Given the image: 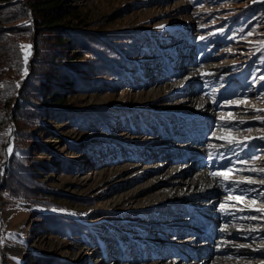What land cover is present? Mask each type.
<instances>
[{
    "label": "rangeland",
    "instance_id": "rangeland-1",
    "mask_svg": "<svg viewBox=\"0 0 264 264\" xmlns=\"http://www.w3.org/2000/svg\"><path fill=\"white\" fill-rule=\"evenodd\" d=\"M29 3L0 1V264H264V0Z\"/></svg>",
    "mask_w": 264,
    "mask_h": 264
},
{
    "label": "trees",
    "instance_id": "trees-1",
    "mask_svg": "<svg viewBox=\"0 0 264 264\" xmlns=\"http://www.w3.org/2000/svg\"><path fill=\"white\" fill-rule=\"evenodd\" d=\"M1 3H6V2H10V0H0ZM29 5L31 6V9L34 10L35 12H37V15L39 16V18L41 20H43V26L44 25H50L53 24L56 20H62V18L69 20L68 18L70 17V14H73L71 12H68L67 10H64V8H66L63 3L65 2V0H28ZM255 7H252V9H254ZM3 7L0 6V15L3 12ZM252 9H248L246 12L241 13L240 17L237 19L236 23H243L245 25L249 24L250 20H248V18L250 17L249 15L251 14V10ZM2 24V20L0 19V26ZM62 41V40H60ZM114 46V45H113ZM116 54L118 55L119 59L122 61L121 63H116V61H111L109 62L110 64H108L106 67L108 68V70H110V72H115V74L121 73V71L123 70L124 64H127L129 62V58L127 56V54L125 52H123V50H121L120 48H117L116 50ZM122 64V65H120ZM116 69V71L114 70ZM70 76V75H68ZM74 79L73 78H66L64 83L66 85H70V84H74L73 83ZM53 100H58L60 102V105L65 106L64 102V97H62V95L60 93H53ZM67 229H65L66 231ZM64 231V232H65Z\"/></svg>",
    "mask_w": 264,
    "mask_h": 264
},
{
    "label": "bare ground",
    "instance_id": "bare-ground-1",
    "mask_svg": "<svg viewBox=\"0 0 264 264\" xmlns=\"http://www.w3.org/2000/svg\"><path fill=\"white\" fill-rule=\"evenodd\" d=\"M199 158H201V155L199 156ZM225 162V160L224 161H222L221 162V164H223ZM221 164H218V163H216L215 164V166L213 167L214 169H217L218 167H220L221 168ZM204 171V170H203ZM202 170L201 171H199V172H196V173H193L192 174V176H190L189 178L187 177V179L186 180H188V179H190L191 180V183H193L194 185H195V187H196V189H198L199 190V193L198 192H196L197 194L196 195H199L200 193H202V191H204L205 193L207 192V190H208V188L209 189H212V188H215V186L217 185H221V184H223V183H226L225 182V180H220V179H214V178H212V176H209V175H207L205 172H203ZM218 171V170H217ZM180 172H182V171H180ZM207 172V171H206ZM209 173V172H208ZM186 175V174H185ZM229 178V177H228ZM233 177H230L229 179H228V181L230 180V179H232ZM222 179H224V178H222ZM215 180V181H214ZM239 180H241V181H239ZM247 181V180H246ZM245 180H242V179H238V180H236V182L237 183H239V184H242V185H244V184H250L249 182H246ZM214 183V184H213ZM192 184V185H193ZM211 184H213V185H211ZM190 187V186H189ZM222 187V186H221ZM231 187V186H230ZM236 189V188H235ZM206 190V191H205ZM213 190V189H212ZM223 190V189H222ZM204 194V193H203ZM195 195V196H196ZM227 197V200H230V201H233V202H241L242 200L239 198V197H237V196H234L233 194H230V195H228V196H226ZM226 199V198H225ZM178 200V199H177ZM199 200V199H198ZM203 201V200H202ZM177 202V201H176ZM239 205H242L241 207H238L239 208V210H244L245 212L247 211V210H249V208L248 207H246L243 203H239ZM238 205V206H239ZM245 207H244V206ZM232 208V207H231ZM233 209V208H232ZM236 209V208H235ZM229 213V212H228ZM239 215V214H238ZM220 217V216H219ZM225 217V216H224ZM238 218V217H237ZM218 236V235H217ZM174 237V236H173ZM220 237V236H219ZM181 240V239H180ZM220 250H223V251H225L226 252V254H227V248H220ZM221 254V253H220ZM215 259V258H214ZM216 260V259H215ZM148 264H172V262L170 261H167V262H152V263H148ZM202 264V263H201ZM214 264H243V263H238V262H233V261H230V260H227L226 258H220V259H217L215 262H214Z\"/></svg>",
    "mask_w": 264,
    "mask_h": 264
},
{
    "label": "snow or ice",
    "instance_id": "snow-or-ice-1",
    "mask_svg": "<svg viewBox=\"0 0 264 264\" xmlns=\"http://www.w3.org/2000/svg\"><path fill=\"white\" fill-rule=\"evenodd\" d=\"M22 47H30V46H22ZM213 175H224L225 179H227V174L226 173H213ZM251 182V181H249ZM262 183H264V181H262Z\"/></svg>",
    "mask_w": 264,
    "mask_h": 264
}]
</instances>
